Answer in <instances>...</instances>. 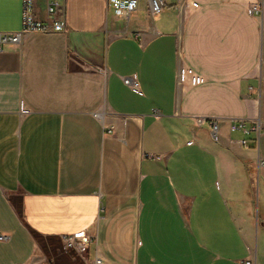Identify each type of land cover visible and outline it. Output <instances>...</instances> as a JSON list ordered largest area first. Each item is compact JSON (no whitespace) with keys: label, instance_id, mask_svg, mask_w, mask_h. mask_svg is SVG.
<instances>
[{"label":"crops","instance_id":"1","mask_svg":"<svg viewBox=\"0 0 264 264\" xmlns=\"http://www.w3.org/2000/svg\"><path fill=\"white\" fill-rule=\"evenodd\" d=\"M184 1L60 0L66 30L0 51V264H264V0Z\"/></svg>","mask_w":264,"mask_h":264},{"label":"built area","instance_id":"2","mask_svg":"<svg viewBox=\"0 0 264 264\" xmlns=\"http://www.w3.org/2000/svg\"><path fill=\"white\" fill-rule=\"evenodd\" d=\"M166 0H149V9L151 14L156 15L160 13L165 7ZM108 5L111 7L113 13L117 17L128 18L139 7V0H108ZM193 1L185 0L183 6L189 7L195 6ZM264 6L261 2L255 1L248 7V11L252 15H261L263 13ZM63 6L60 0H45L44 2V18L39 16L37 10V0H22V24L21 28L16 31H0V51H3L8 45H19L24 36L30 32H55L66 30V22L62 18ZM94 70L98 73L105 74L107 70L102 65H96ZM125 83L136 88V82L133 77H124ZM156 115L160 112L155 110ZM248 119L240 118L234 119L231 123L232 130H243L244 132H250L245 126V122ZM221 121L217 117H198L196 118V124L198 126L205 123L210 124V131L214 139L217 140L218 123ZM253 126L251 130L255 131L259 136L263 130V125L259 119H253ZM112 132V128L109 129ZM243 144H247L246 140L242 141ZM5 239L3 234H0V240ZM63 246L65 249L84 251L89 245L91 238L84 235L83 232L75 233L71 235H64L62 237ZM139 241L137 240V244ZM104 258L96 253L95 259L92 264H106ZM245 264L255 263L253 257H249L243 260Z\"/></svg>","mask_w":264,"mask_h":264},{"label":"rangeland","instance_id":"3","mask_svg":"<svg viewBox=\"0 0 264 264\" xmlns=\"http://www.w3.org/2000/svg\"><path fill=\"white\" fill-rule=\"evenodd\" d=\"M53 245H55V243H54ZM61 250H62V251H65V252L67 251V249H65V247H64V246H63V247H61ZM70 250H72V249H70ZM68 251H69V250H68Z\"/></svg>","mask_w":264,"mask_h":264}]
</instances>
